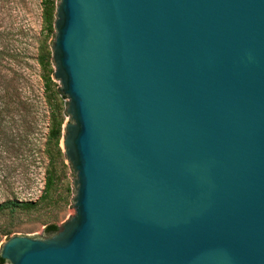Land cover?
<instances>
[{"label": "water", "instance_id": "95a60500", "mask_svg": "<svg viewBox=\"0 0 264 264\" xmlns=\"http://www.w3.org/2000/svg\"><path fill=\"white\" fill-rule=\"evenodd\" d=\"M75 216L10 264H264V0H60Z\"/></svg>", "mask_w": 264, "mask_h": 264}, {"label": "rangeland", "instance_id": "374dc122", "mask_svg": "<svg viewBox=\"0 0 264 264\" xmlns=\"http://www.w3.org/2000/svg\"><path fill=\"white\" fill-rule=\"evenodd\" d=\"M51 1L57 6L60 0ZM43 4L0 0V44L14 53L3 73L17 94L13 104L0 108L6 132L0 135V206L12 205L0 208V253L13 237L44 240L49 226L60 231L75 216L76 176L62 146L64 127L72 121L66 115L68 99L59 95L61 85L53 79L55 30L52 26L49 33L44 25ZM45 74L51 80L47 89ZM53 116L62 122L58 145L48 144Z\"/></svg>", "mask_w": 264, "mask_h": 264}, {"label": "trees", "instance_id": "16d2710c", "mask_svg": "<svg viewBox=\"0 0 264 264\" xmlns=\"http://www.w3.org/2000/svg\"><path fill=\"white\" fill-rule=\"evenodd\" d=\"M43 19H44V25L46 26V29L49 33H52V26L55 20V13H56V5L55 2L53 3L51 0H44L43 4ZM13 49H10L7 45H1L0 44V108L4 107L7 108L11 104H13L16 100L17 94L15 93V89L12 88L10 83L7 81L6 74L4 75V71L6 69V66L8 64V59L14 58V53L12 52ZM43 57L40 58L41 65L43 64ZM42 81L44 82L45 88L47 89L51 85L50 76L48 74L43 75ZM56 95V93H54ZM58 95V94H57ZM60 95V94H59ZM3 113L0 112V135L5 136V127L2 126V120H3ZM51 129H50V135L48 139V144H51V142L54 140L55 144L58 145L59 139H60V129L62 122H57V119L53 116L51 120ZM11 204H4L0 206L1 209L11 208ZM49 231H58L55 226H49L47 228ZM4 260L0 258V264H4Z\"/></svg>", "mask_w": 264, "mask_h": 264}]
</instances>
